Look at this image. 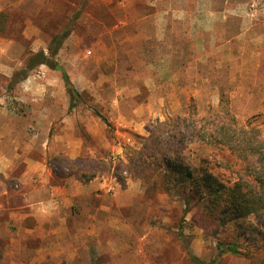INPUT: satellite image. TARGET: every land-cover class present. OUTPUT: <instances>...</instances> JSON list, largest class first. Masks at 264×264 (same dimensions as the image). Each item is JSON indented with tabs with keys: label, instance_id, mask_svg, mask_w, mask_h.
<instances>
[{
	"label": "rangeland",
	"instance_id": "obj_1",
	"mask_svg": "<svg viewBox=\"0 0 264 264\" xmlns=\"http://www.w3.org/2000/svg\"><path fill=\"white\" fill-rule=\"evenodd\" d=\"M28 17L37 33L30 40L20 33ZM0 22L16 40L11 51L21 54L19 68L29 52L47 54L51 39L68 29L53 59L80 94L74 107L68 109L60 70L40 65L32 73L40 82L62 84L63 91L53 89L48 98L54 108L67 102V122L82 150L71 161L49 160V167L57 180L94 169L111 185L115 175L124 178L125 212L137 234L129 237L135 252L129 251L128 264H264V227L253 216L221 223L212 205L193 200L186 209L181 185L157 159L129 169L149 131L157 127L166 140L159 123L178 116L181 121L191 106L199 113L195 119L233 117L264 145V0H29L1 13ZM6 81L0 75V100L20 125L24 91L16 85L6 92ZM179 126L187 160L225 183L251 181L246 161ZM53 127L59 131L58 124ZM228 242L243 253H221Z\"/></svg>",
	"mask_w": 264,
	"mask_h": 264
},
{
	"label": "crops",
	"instance_id": "obj_2",
	"mask_svg": "<svg viewBox=\"0 0 264 264\" xmlns=\"http://www.w3.org/2000/svg\"><path fill=\"white\" fill-rule=\"evenodd\" d=\"M28 2L0 0V14ZM28 19L20 33L30 40L37 33ZM3 27L0 22V75L8 78L21 54L11 51L16 40ZM43 82L31 71L17 84L26 99L20 125L0 100V264H128L129 251L135 252L129 237L137 234L125 212L126 187L103 174L85 182L76 173L55 179L49 160H73L82 141L67 122V102L54 108L48 98L62 84Z\"/></svg>",
	"mask_w": 264,
	"mask_h": 264
},
{
	"label": "trees",
	"instance_id": "obj_3",
	"mask_svg": "<svg viewBox=\"0 0 264 264\" xmlns=\"http://www.w3.org/2000/svg\"><path fill=\"white\" fill-rule=\"evenodd\" d=\"M67 32L68 29L64 28L62 33L51 39L47 45V54L43 50L29 52L23 60L22 66L15 69L7 78L3 89L11 93L14 87L32 70L40 65H46L61 71L69 100L68 109L74 107L80 94L70 82L65 70L53 59ZM189 112L187 116L182 117L181 121L178 116L176 119L159 123V127L166 128V140L160 139L157 127L152 128L149 135L144 138L147 143L144 144L143 150L137 153L138 160L133 162L134 168L130 167L129 169L135 170L137 165L141 162L145 163L148 159H157L158 164L164 166L176 183L181 185L186 209H189L190 202L195 200L198 203L212 205L213 209L217 210L218 216L216 217L220 219L221 223L234 219L243 220L248 216H253L257 224L264 227V145L261 144V140H257V132L238 126L236 120L231 116L227 122H222L216 120L215 117L210 120L206 116L195 119L199 113L194 106L189 108ZM94 113L108 125L105 117L97 112ZM180 123L186 124L185 132L191 138L197 139L211 148L227 149L236 157L246 161L248 164L245 166L244 172L251 181L238 179L232 183H225L206 166L187 160L186 155L183 154L186 147V142L183 141L185 134L180 130ZM136 137L141 136L136 134ZM177 137L180 138L177 139ZM63 159L71 161L68 158ZM149 163L152 162L149 161ZM97 173L99 170L94 169L88 176L82 173L79 177L82 182H85L95 177ZM115 177L121 184L124 183V178L119 175H115ZM220 244L218 242V247ZM219 251L234 255L243 253L236 242L224 243ZM192 258L197 260L196 257Z\"/></svg>",
	"mask_w": 264,
	"mask_h": 264
}]
</instances>
